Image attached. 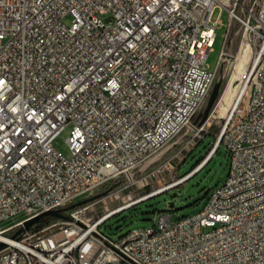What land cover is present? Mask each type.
<instances>
[{
    "label": "built area",
    "instance_id": "obj_1",
    "mask_svg": "<svg viewBox=\"0 0 264 264\" xmlns=\"http://www.w3.org/2000/svg\"><path fill=\"white\" fill-rule=\"evenodd\" d=\"M227 1L0 0V264H264V0ZM224 11L217 66L237 67L243 51L231 133L221 132L226 182L194 216L173 222L165 210L155 226L109 239L104 223L177 187L132 198L146 179L175 176L171 160L159 162L167 144L190 127L192 139L208 134L209 120L194 117L216 78L207 59ZM67 128L69 157L54 146ZM122 195L126 203L95 215Z\"/></svg>",
    "mask_w": 264,
    "mask_h": 264
},
{
    "label": "rangeland",
    "instance_id": "obj_2",
    "mask_svg": "<svg viewBox=\"0 0 264 264\" xmlns=\"http://www.w3.org/2000/svg\"><path fill=\"white\" fill-rule=\"evenodd\" d=\"M220 13L221 10L216 9L211 21L216 22ZM101 18L105 22H108L110 17L108 15H102ZM221 18L223 25L216 31L217 37L215 44L207 59V65L212 71L217 69L220 53L225 44V35L229 23L228 12L224 11ZM235 28H238V26ZM235 28L233 29L236 32L238 29L236 30ZM241 39L242 33L237 35L231 44L230 51L235 56L238 53ZM242 70L243 66L240 68L238 66L235 67L234 59L227 62L223 70H218L211 89L194 117V122L202 116H205L206 119L209 120L208 134L201 141L192 139L190 133H188L190 127L173 138L162 152H160L159 156L161 160L159 162L171 160L175 176H163L159 181H155V179L153 180L151 178L146 179L144 187L137 185L136 188L133 189V200L147 195L163 186L174 185L177 179L184 177L188 173L195 171L199 166L204 165L205 160H207L214 147H219V145L222 144L219 152L216 153L209 163H206L184 184L178 185L165 193L132 206L108 220L100 227V232L102 234L109 239L117 241L135 228L155 226L156 220L162 211L166 210L171 212L173 222L185 217L194 216L203 211L213 191L222 186L229 176L230 160L227 148L223 143L221 132L226 124L225 119L228 117L235 101L239 98L240 93L238 91L242 87L239 74ZM230 82L234 88L233 93L228 96L229 98L225 100L224 105H219L224 98L227 86ZM241 105L243 106V101ZM68 136L69 128H67L54 142L55 148L66 157L70 156L69 146L66 142ZM203 158L204 160L202 163L191 171ZM111 186H113V184L103 185L96 191L97 195L107 192L110 190ZM126 193L128 194L129 192L127 191ZM126 195H122L121 199L118 201L108 199L100 203L93 208L95 215L99 216L104 214L103 205L105 204H107L110 209H114L126 203L128 201ZM170 203H174L173 208L170 207ZM67 214L68 212L65 213V215Z\"/></svg>",
    "mask_w": 264,
    "mask_h": 264
},
{
    "label": "water",
    "instance_id": "obj_3",
    "mask_svg": "<svg viewBox=\"0 0 264 264\" xmlns=\"http://www.w3.org/2000/svg\"><path fill=\"white\" fill-rule=\"evenodd\" d=\"M203 117V120H205L206 119V117L205 116H202ZM217 148H218V146L216 147V149L215 150H217ZM208 161H206L205 162V164L207 163ZM204 164V165H205ZM203 165V166H204ZM202 166V167H203ZM201 167V168H202ZM196 173V172H195ZM194 173V174H195ZM102 195H105V193H103ZM174 196H176V195H174ZM97 197H99V196H97ZM93 199H95V197L94 198H90V199H87V200H83V201H81V202H78V203H76V204H73V205H71V206H69V207H66V208H62V209H59V210H52V211H48V212H45V213H43V214H41V215H39V216H37V217H35V218H32V219H30V220H28V221H26L25 223H24V226L17 232V234L16 235H19V234H21V233H24L25 231H28L32 226H34L41 218H43V217H45V216H50V217H54V218H56V219H67L68 217L65 215V213L66 212H69V211H71V210H73L74 208H76V207H79V206H82V205H84V204H86V203H88V202H90V201H92ZM170 207L171 208H173L174 207V203H170ZM15 235V236H16ZM7 247V244L6 243H0V251L1 250H3V249H5Z\"/></svg>",
    "mask_w": 264,
    "mask_h": 264
},
{
    "label": "bare ground",
    "instance_id": "obj_4",
    "mask_svg": "<svg viewBox=\"0 0 264 264\" xmlns=\"http://www.w3.org/2000/svg\"><path fill=\"white\" fill-rule=\"evenodd\" d=\"M226 3L228 2L227 0H225ZM240 58H239V62H238V67H242L243 66V51L240 53ZM220 69V66H217V69L212 71L210 70V73H217L218 70ZM233 85L232 83L230 82L227 86V89H226V92H225V95H224V98L222 99V101L220 102L219 105L223 104L224 105V102L227 98H229L228 96H230L232 93H233ZM240 96V95H239ZM236 102V101H235ZM206 114V113H205ZM224 133H231V122H226L224 128ZM216 149V147H214L213 151L211 152V154L209 155V157L207 158L206 161H208L211 156L214 154V150ZM205 164V163H204ZM203 165L199 166L194 172L198 171ZM174 186H178V183H175L174 185L170 186V187H174ZM154 193V192H153ZM69 207V206H68ZM208 225H215V216H208Z\"/></svg>",
    "mask_w": 264,
    "mask_h": 264
},
{
    "label": "trees",
    "instance_id": "obj_5",
    "mask_svg": "<svg viewBox=\"0 0 264 264\" xmlns=\"http://www.w3.org/2000/svg\"><path fill=\"white\" fill-rule=\"evenodd\" d=\"M221 146H222V144L219 145V147L217 148V150H216L215 153L211 156V158L208 160L207 163H209V162L211 161V159H213V157L216 155V153L219 152ZM203 160H204V158L201 159V160H200V161L194 166V168H193L191 171H193L194 169H196V168L202 163ZM191 171H190V172H191ZM117 185H118V183H115L113 186H111L110 190H108L106 193H108V192H110L111 190L115 189V187H116ZM101 195H102V194H101ZM54 220H58V219H56V218H54V217H50V216H45V217L41 218L36 224H38L39 227H42V226H44V225H46V224H48V223H50V222H52V221H54Z\"/></svg>",
    "mask_w": 264,
    "mask_h": 264
}]
</instances>
